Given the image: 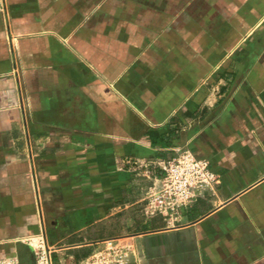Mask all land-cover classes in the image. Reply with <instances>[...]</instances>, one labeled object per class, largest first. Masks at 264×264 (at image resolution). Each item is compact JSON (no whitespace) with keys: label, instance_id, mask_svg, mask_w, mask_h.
<instances>
[{"label":"crops","instance_id":"obj_1","mask_svg":"<svg viewBox=\"0 0 264 264\" xmlns=\"http://www.w3.org/2000/svg\"><path fill=\"white\" fill-rule=\"evenodd\" d=\"M217 175L146 213L164 163ZM264 264V0H0V264Z\"/></svg>","mask_w":264,"mask_h":264},{"label":"built area","instance_id":"obj_2","mask_svg":"<svg viewBox=\"0 0 264 264\" xmlns=\"http://www.w3.org/2000/svg\"><path fill=\"white\" fill-rule=\"evenodd\" d=\"M164 177L160 187L148 196L146 213L175 212L190 204L198 193L206 191L217 182V175L208 161L199 159L190 150L180 151L176 158L161 167ZM28 240L36 256V264H52L44 239ZM124 256L117 248L94 255L89 264H124ZM11 264V263H5Z\"/></svg>","mask_w":264,"mask_h":264}]
</instances>
